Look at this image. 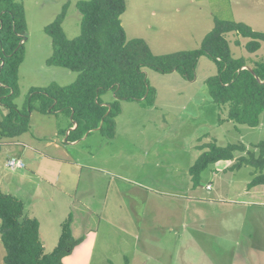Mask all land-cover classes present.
<instances>
[{
	"label": "rangeland",
	"instance_id": "rangeland-1",
	"mask_svg": "<svg viewBox=\"0 0 264 264\" xmlns=\"http://www.w3.org/2000/svg\"><path fill=\"white\" fill-rule=\"evenodd\" d=\"M18 1L23 3L27 24L24 59L18 69L19 93L13 99L21 109L31 88L52 83L63 86L76 78V72L46 63L53 46L44 27L68 1L62 27L67 37H76L80 33V13L75 7L78 0ZM234 1L243 4L241 16L254 25L244 23L264 32V0ZM157 4L156 9L162 12ZM247 8L250 13L245 12ZM211 9L223 16L227 13L221 3L212 2L198 13L202 17L190 19L198 25L205 23V11ZM129 13L135 14V22L145 14L140 7L131 8ZM184 32L180 47L198 45L201 29L196 30L190 23L185 30L173 31L172 35L181 36ZM128 33L131 35V30ZM227 37L233 55L244 56L248 66L264 57V43L258 51L249 53L244 47L249 38L233 32ZM235 39H239V45L232 42ZM200 59L192 83L177 75L147 71L150 86L161 89L159 101L165 105L161 103L159 109L146 111L138 123L143 131L140 134L137 127L133 139L143 153L128 150L131 145L121 133L103 146L105 137L99 131L76 147L65 145L67 150L45 148L57 157L54 165L61 160L79 162L77 185L71 196L60 193L54 178L49 183L35 178L31 172L37 168L35 156L32 161L28 159L34 152L29 145L35 148L36 140L51 139L56 127L64 125L65 115H42L33 109L30 130L36 140L30 144L0 138V189L21 199L25 214L39 220L40 237L47 252L57 243L61 222L71 214L73 235L83 240L63 259L64 264H264V185L247 188L253 168L243 166L231 171L237 157L214 163L203 171L196 188H192L187 173L201 153L195 150L198 145L211 141L221 146L241 142L252 148L264 140V111L259 124L251 127L226 120V110H220L209 100L204 81L216 73V65L207 56ZM173 88L179 97L172 95ZM130 105L135 108L133 100L126 104ZM162 116L169 122L163 124ZM57 140L62 146V138ZM11 153L21 154L23 165H19L23 169L7 166ZM61 174L63 178L66 175L64 170ZM59 184L64 185L63 179ZM4 253L0 242V264H5Z\"/></svg>",
	"mask_w": 264,
	"mask_h": 264
},
{
	"label": "trees",
	"instance_id": "trees-1",
	"mask_svg": "<svg viewBox=\"0 0 264 264\" xmlns=\"http://www.w3.org/2000/svg\"><path fill=\"white\" fill-rule=\"evenodd\" d=\"M125 0H78L80 33L66 36L62 22L69 2L61 12L45 25L51 37L53 53L48 65L61 66L77 73L67 85L56 83L31 88L23 108L13 99L18 95V69L24 59V39L27 24L23 3L0 0V138L22 140L31 133L30 113L42 115L62 113L69 121L59 130L66 141H77L85 133L98 131L107 140L115 136L116 118L121 102L142 100L152 105L155 88L148 81V70L168 74L178 72L185 81H192L199 59L209 57L216 65V73L204 81L209 100L220 110H226V120L251 127L257 126L264 111V57L247 65L244 56L235 57L227 35L249 38L245 49L258 51L264 43V32L255 31L244 22L214 18L213 27L203 36L197 48L154 54L142 38H127L121 24ZM239 45V39L232 41ZM114 98L103 101L106 92ZM201 153L188 167L192 188L199 186L201 174L210 165L236 161L230 170L252 167L247 188L264 185V140L247 148L243 143L218 145L215 141L197 146ZM10 160V159H8ZM24 202L0 189V242L4 248L5 264H64L63 259L81 243L82 237L72 233V215L60 224L56 245L46 251L40 237V222L25 214Z\"/></svg>",
	"mask_w": 264,
	"mask_h": 264
},
{
	"label": "crops",
	"instance_id": "crops-1",
	"mask_svg": "<svg viewBox=\"0 0 264 264\" xmlns=\"http://www.w3.org/2000/svg\"><path fill=\"white\" fill-rule=\"evenodd\" d=\"M212 2L217 5H220L221 3L222 7L227 8V13H223L226 15L223 16L216 9H211L212 11L210 12L205 11V23L201 22L199 24L200 26L195 21L191 20L193 18L202 17V15L198 13H200L203 10V7L206 6V3L211 5ZM156 3H158L157 5L162 12L156 9L155 7ZM125 4H126L125 11L121 15V24L125 29L127 38L130 39V38L138 37L144 39L154 54H163V53H170L179 50L197 48L200 45L203 36L213 27L214 18L242 21V22H246L249 25L251 24L254 25V23H250L252 21H249L248 19H245L243 18V16H241V11H244V8H242L243 4L241 2L234 0H125ZM133 7H140L141 9H143L145 13L143 16L137 17L136 22L134 21L135 14L129 13L130 9ZM248 10L249 9L247 8L245 12H249ZM244 16H246V18L248 17L251 18L250 15H244ZM253 20L254 22H258L255 19ZM189 22L194 26L196 30L201 29L199 43L193 48L180 47L181 40L183 39V35L185 34V32L183 34L179 33L181 34V36H177V34L172 35L173 31H176L178 33L179 29L185 30V28L190 24ZM128 30H131L132 32L131 35H129ZM189 38L192 37H188V39ZM199 63H201V59H199ZM198 66H200V64ZM167 75H177L179 79L184 80L183 77L176 71L172 73H168ZM194 81H191V83ZM177 86L178 85H176L175 87ZM155 91L156 94L154 98V103L152 105H147L142 100H135L133 101L135 108H133L132 105L126 106V104L130 101L121 102L122 110L115 120L116 129H115V136L113 139H116L118 135H120V133L126 135V140L128 144H130L131 147L134 146L133 149L130 147L128 150H142L143 153V148L139 146L138 143H136V139H133V137H136L135 131L138 130L137 127L139 128V130L141 127V125H138V123L142 119H144V117L146 116L145 114L147 113L146 111L150 113L156 109H159L161 103L162 105H165L162 101H159L160 95L158 94V92L161 91V89L158 86H155ZM172 92H173L172 95H175V97H179V93L177 92L176 88H173ZM103 96H104L103 98L104 103L108 104L114 98V93L108 91ZM178 101H185V99ZM161 121L163 124L169 122L167 121V118L164 116H162ZM68 122L69 121L65 118L64 125L60 127L59 126L56 127L57 129L53 131V137L51 139L50 138L43 139L42 141L40 139L36 140V136H34L32 131L31 133H29V137L26 136V138L24 139L25 142L29 141L30 144L31 141L33 142L34 139L38 143L35 148L29 145L31 150L33 149L34 152L32 153V157L28 156V159L32 161L35 156V163L37 165V168L35 170L33 171L30 170V171L35 174V178L40 177L41 180H44L47 183L50 182L51 178H54L55 186L59 188L60 193L64 194V196H71L72 195L71 193L75 191L74 189L76 188L77 185L75 182L77 176L76 172L79 171L78 169L80 164L77 161L67 162L61 160L58 163H55L54 165V162L57 159V157H55L51 152L48 153L45 148L55 151L59 149L67 150L65 145L76 147L77 143L86 140L89 136L93 135L92 133L98 131V129H96L91 131L89 134L85 133L77 141H72V142L66 141V137L69 134V131L73 129L75 126H68L67 127L68 130L66 131L65 135L59 133V130L63 127H66L68 125ZM142 131L143 130H140V134H142ZM57 137L62 138V146L60 145V143H58ZM108 141L107 139H105V143L103 144V146L107 145ZM39 144H41V146ZM195 150H199V149H195ZM20 157L21 154L13 155L11 153L8 156V159L9 158L21 159ZM28 166L30 165L28 164ZM62 170H64V173H66L64 178L62 177L61 174ZM60 179L61 180L63 179L64 185H60V184L58 185ZM72 233H73V229H72ZM244 263L247 264L246 262Z\"/></svg>",
	"mask_w": 264,
	"mask_h": 264
},
{
	"label": "built area",
	"instance_id": "built-area-1",
	"mask_svg": "<svg viewBox=\"0 0 264 264\" xmlns=\"http://www.w3.org/2000/svg\"><path fill=\"white\" fill-rule=\"evenodd\" d=\"M22 160L20 159H10L7 161V166L10 168H22L23 163H21ZM21 163L22 165H19Z\"/></svg>",
	"mask_w": 264,
	"mask_h": 264
}]
</instances>
